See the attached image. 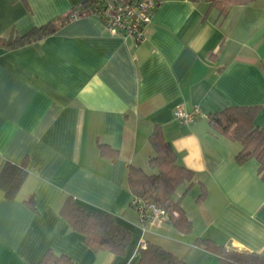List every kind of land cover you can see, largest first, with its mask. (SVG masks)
Returning a JSON list of instances; mask_svg holds the SVG:
<instances>
[{"label": "crops", "instance_id": "obj_1", "mask_svg": "<svg viewBox=\"0 0 264 264\" xmlns=\"http://www.w3.org/2000/svg\"><path fill=\"white\" fill-rule=\"evenodd\" d=\"M82 1L0 0V36L24 33ZM217 13L204 0H157L140 40L85 14L36 41L0 46V156L27 169L15 197L0 189V264H38L48 248L78 264H136L145 240L187 264H222L197 237L264 256L258 162L239 163L240 143L207 118L229 105L259 104L256 123L264 128V0L237 5L221 21ZM177 105L201 114L181 123ZM157 125L194 172L181 198L189 232L169 221L142 222L130 204L127 167L149 170ZM97 140L117 157L100 156ZM69 194L130 231L124 254L85 244L58 212ZM30 195L33 209L24 201Z\"/></svg>", "mask_w": 264, "mask_h": 264}, {"label": "trees", "instance_id": "obj_2", "mask_svg": "<svg viewBox=\"0 0 264 264\" xmlns=\"http://www.w3.org/2000/svg\"><path fill=\"white\" fill-rule=\"evenodd\" d=\"M109 0H84L47 22L33 26L24 33L12 29L7 36H0V46L18 47L53 33L72 18L85 14H94ZM196 1V0H193ZM209 8L217 9L219 21L237 5H244L255 0H204ZM95 15V14H94ZM260 111L259 104L229 105L207 115L210 124L220 133L241 147L236 153V160L243 163L251 158L258 162V173L264 178V128L256 123ZM149 144L154 150L148 160L149 170L129 164L126 174V186L131 192L130 204L134 198H141L154 203L166 214V221L171 222L181 232H189L191 220L181 205L182 196L188 192L194 181V172L177 161L176 153L165 139L160 126H155L149 135ZM100 156L115 159L117 150L107 144L96 141ZM27 175L26 162H12L0 156V189L4 196L15 197ZM202 190L197 200L203 198ZM25 203L34 208L33 196ZM59 214L70 227L83 234L84 242L93 250L104 249L114 255L124 254L131 238L130 231L118 224L112 213L90 209L78 204L69 194L61 203ZM196 243L214 251L222 264H264V256L255 251L226 247L210 238L197 237ZM139 258L136 264H187L185 260L162 245L145 240L138 245ZM38 264H78L70 256L48 248L42 254Z\"/></svg>", "mask_w": 264, "mask_h": 264}, {"label": "built area", "instance_id": "obj_3", "mask_svg": "<svg viewBox=\"0 0 264 264\" xmlns=\"http://www.w3.org/2000/svg\"><path fill=\"white\" fill-rule=\"evenodd\" d=\"M157 0H109L95 11L104 27L111 33L122 34L140 40L144 37V27L150 21ZM201 114L198 106L186 109L177 105L173 109L174 117L181 123L194 122ZM133 207L138 213L140 221H166V214L154 203L134 198Z\"/></svg>", "mask_w": 264, "mask_h": 264}, {"label": "rangeland", "instance_id": "obj_4", "mask_svg": "<svg viewBox=\"0 0 264 264\" xmlns=\"http://www.w3.org/2000/svg\"><path fill=\"white\" fill-rule=\"evenodd\" d=\"M257 2H260V1H257ZM257 4H259V3H257ZM258 6V5H257Z\"/></svg>", "mask_w": 264, "mask_h": 264}]
</instances>
